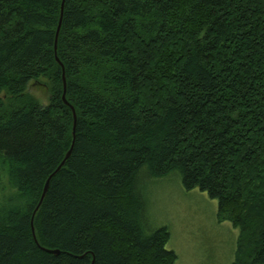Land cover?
<instances>
[{
	"label": "trees",
	"instance_id": "trees-1",
	"mask_svg": "<svg viewBox=\"0 0 264 264\" xmlns=\"http://www.w3.org/2000/svg\"><path fill=\"white\" fill-rule=\"evenodd\" d=\"M61 2L0 0V264H174L170 175L264 264V0H64L57 61Z\"/></svg>",
	"mask_w": 264,
	"mask_h": 264
},
{
	"label": "rangeland",
	"instance_id": "rangeland-1",
	"mask_svg": "<svg viewBox=\"0 0 264 264\" xmlns=\"http://www.w3.org/2000/svg\"><path fill=\"white\" fill-rule=\"evenodd\" d=\"M40 81L29 83L27 92L47 104L48 90ZM147 199L153 226L169 229L166 247L176 254L174 264H232L238 229L217 220L215 199L198 189L186 190L177 175L153 180Z\"/></svg>",
	"mask_w": 264,
	"mask_h": 264
},
{
	"label": "water",
	"instance_id": "water-1",
	"mask_svg": "<svg viewBox=\"0 0 264 264\" xmlns=\"http://www.w3.org/2000/svg\"><path fill=\"white\" fill-rule=\"evenodd\" d=\"M63 1H64V0H62L61 5H60L59 21H58V25H57V28H56L55 39H54V54H55V58H56L57 61H59V59H58V57H57V37H58V32H59V28H60V24H61V17H62V12H63ZM62 79H63V93H62V100H63V102H64L65 104H69V103L67 102V100L65 99V77H64V74H63V76H62ZM70 107H71L72 112H73V117L75 118V112H74V109H73L72 106H70ZM73 124H74V122H73ZM72 133L74 134V126H73V128H72ZM73 139H74V138H73ZM73 139H72V142H71V146H70L69 150L67 151V153H66L64 159L60 162V164L57 166V168L55 169V171H54L53 173H51V174L47 177V179H46V181H45V183H44L43 189H42V193H41L40 199H39V201H38V203H37L35 209H34L33 212H32V216H31V229H32V232H33V236H34L35 241H37V240H36V237H35L34 228H33V223H32V221H33V217H34V214H35V212H36L38 206L40 205V203H41V201H42V199H43V197H44V195H45V193H46V191H47V188H48V185H49V180H50V178H51L52 175H53V174H54V173H55V172H56V171H57V170H58V169L64 164L66 158L69 156V154H70V152H71V149H72V145H73ZM41 248H42L43 250L49 252V253H53V254H58V253H59V251H58L57 249H47V248H44V247H41Z\"/></svg>",
	"mask_w": 264,
	"mask_h": 264
}]
</instances>
